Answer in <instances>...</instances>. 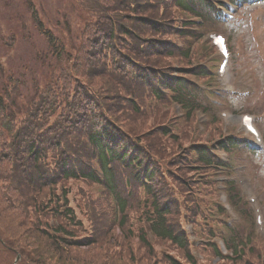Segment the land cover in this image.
Instances as JSON below:
<instances>
[{"label": "trees", "instance_id": "1", "mask_svg": "<svg viewBox=\"0 0 264 264\" xmlns=\"http://www.w3.org/2000/svg\"><path fill=\"white\" fill-rule=\"evenodd\" d=\"M182 4L187 6L186 2ZM67 8L77 10L85 18L79 32L70 27L64 30V42L55 37L41 18L37 19L50 49L57 51L52 59L47 56L48 71L31 108L19 114L8 109L7 105L15 101L11 73L5 76L12 85L0 88V204L11 211L9 215L0 211V243L5 247V255L16 258L20 254L19 264H264L253 232L246 233L244 229L231 233L227 240L234 248V257L224 255L218 247L208 249L209 259L198 262L200 259L194 257L182 229V208L176 188L186 195V209L198 221L204 235L212 234L215 227L214 221L201 218L206 216L202 205L207 201H197L194 189L186 184L189 174L182 152L189 153L184 151L190 132L183 125L167 124L171 121V109L166 97L138 96L130 83L127 85L121 79L131 82L140 75L144 84L150 82L146 70H133L136 66L132 57L162 68L174 62L172 56L161 51V38L169 31L175 12L165 0H70ZM146 38L150 40L145 41ZM192 50L176 53L185 63L177 85L182 89L187 87V76L195 75L192 62L197 48ZM109 55L131 59L110 69ZM177 92L190 108L194 101L187 93ZM187 122L191 124L189 117ZM176 128L179 131H174ZM128 142L138 145L140 152L136 162L139 171L134 173L132 169L130 173L132 184L138 185L143 167L148 169L144 176L151 182L145 200H141L136 186L131 194L125 192L124 166L119 163L127 161L129 151L120 149ZM91 153L99 157L107 174L120 177L118 191L112 195L118 221L110 210L101 212L96 207L99 200H95V205L89 204V211L84 213L94 225L93 234L79 238L77 233L85 225L83 221L78 223L66 186L69 178L92 170ZM91 180L100 181L96 167ZM92 185L94 182L89 181L81 188L92 195ZM59 189L68 201L63 213L62 208L58 210L51 203ZM103 200L106 205L108 202ZM142 214L151 217L150 226L157 236L155 243L148 239L141 223L135 222ZM117 226L123 232L121 235ZM136 234L142 239L140 243L135 240ZM247 242L254 245L250 256L240 250V244ZM83 248H95L94 256L90 251L83 252ZM217 256L220 260L215 261ZM6 263L14 264L12 259Z\"/></svg>", "mask_w": 264, "mask_h": 264}, {"label": "rangeland", "instance_id": "2", "mask_svg": "<svg viewBox=\"0 0 264 264\" xmlns=\"http://www.w3.org/2000/svg\"><path fill=\"white\" fill-rule=\"evenodd\" d=\"M68 2L70 0H34L38 8L36 10H39L45 26L53 29L55 37L59 38L61 42L65 41L62 37L64 30L70 27L73 32L77 33L81 27H84L85 17L77 10L67 8ZM36 10L27 8L26 0H0V85L8 83L4 78V68L15 70L21 78L19 83L23 85L25 93H31L30 90L33 85L44 80L40 75L41 62L39 58H46L49 55L48 50L53 51L52 57L57 51V49H50L46 34L40 32L39 21L37 20H40V18ZM60 14L61 16H59ZM240 15L241 21L235 26L233 40L242 41L245 54L243 53L237 66L241 67L248 78H254V81L258 84L259 94L258 92L255 93L254 98L251 99L236 97L232 105L236 112L253 106L255 101L258 100V96H260L259 102H261L264 96V3L246 7L242 9ZM67 22L70 23L69 26ZM260 45L262 46L261 52L258 50ZM87 56L92 58L91 54ZM262 124L264 125V120ZM255 160L257 167L254 168V172L257 173L258 177L264 178V156L258 154L255 156ZM240 175L243 178L245 177V173ZM263 180L261 187L264 185ZM1 210L6 215L11 213L4 204H0ZM9 218L12 220V217ZM16 221L18 220L16 219ZM6 228L7 226L3 225V229L6 230ZM23 230L22 228L21 231ZM15 231L17 232V230ZM4 250L5 247L0 243V251H3L0 255V261L3 262L1 264H7L6 261L9 259H12L15 264L17 256L13 260L15 256L5 255ZM82 250L83 252L90 251L93 254L92 257L94 256L95 248H83ZM100 252L102 254V251ZM103 255L105 256L104 250Z\"/></svg>", "mask_w": 264, "mask_h": 264}]
</instances>
